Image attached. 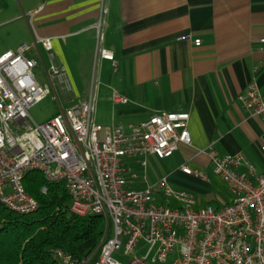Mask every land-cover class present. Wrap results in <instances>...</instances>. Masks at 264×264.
<instances>
[{"label": "built area", "instance_id": "built-area-1", "mask_svg": "<svg viewBox=\"0 0 264 264\" xmlns=\"http://www.w3.org/2000/svg\"><path fill=\"white\" fill-rule=\"evenodd\" d=\"M103 13L105 8L94 24L98 46L104 38ZM33 38L30 44L0 54V202L17 213L34 212L38 202L25 190L23 179L29 172H38L49 183H63L71 213L101 215L108 226L95 261L91 256L75 260L55 250L59 264H264V172L258 174L240 153L209 150L213 173L233 195L231 202L220 206L202 204L195 194L174 189L167 177L144 188L131 187L129 159L146 167L148 156L165 159L181 145H191L189 114L159 112L127 127L98 124L95 67L86 98L71 100L49 120L37 123L30 109L50 93L53 101H59L55 87L65 82V70L50 64L40 82L31 53L38 45L49 52L51 41L35 32ZM180 39L201 44V39L189 34ZM102 59L116 69L113 53L100 46L96 64ZM237 100L264 127V96L256 84L250 83ZM113 101L126 99L114 94ZM260 151L264 154V129ZM180 170L206 180L185 164ZM46 190L41 187L42 193ZM139 241L156 245L150 259L131 253ZM123 243L124 254H132L126 262L113 258Z\"/></svg>", "mask_w": 264, "mask_h": 264}, {"label": "crops", "instance_id": "crops-1", "mask_svg": "<svg viewBox=\"0 0 264 264\" xmlns=\"http://www.w3.org/2000/svg\"><path fill=\"white\" fill-rule=\"evenodd\" d=\"M20 3L23 18L33 32L51 41L49 52L38 45L31 53L37 60L36 68L41 69L42 81L50 64L65 70V82L55 87L59 96L58 86L65 94L73 92L72 97H66L68 102L86 98L88 94L81 93L78 85L90 83L91 87L92 72L95 67L98 70L95 122L127 127L159 112H186L191 145H181L172 155L177 168L185 164L200 174L207 172L211 166L207 152L214 150L240 153L258 174L264 172V154L260 151L263 123L237 100L250 83H255L264 96V42L260 41L264 39V0ZM104 8V38L98 46L94 24ZM33 32L31 40L21 44L32 43ZM184 34L201 39V44L194 46L180 39ZM100 46L113 53L115 70L108 60L96 64L95 52ZM114 94L126 102L115 103ZM200 150L204 153L197 154ZM185 175L209 182L207 174L206 180ZM129 180L131 187L137 188ZM182 190L195 194L202 204H212L201 201L194 191Z\"/></svg>", "mask_w": 264, "mask_h": 264}, {"label": "trees", "instance_id": "trees-1", "mask_svg": "<svg viewBox=\"0 0 264 264\" xmlns=\"http://www.w3.org/2000/svg\"><path fill=\"white\" fill-rule=\"evenodd\" d=\"M25 190L38 202L31 213H17L0 202V264H59L55 250L75 260L98 257L108 229L101 215L80 217L68 209L69 195L63 183H49L38 172L23 179ZM46 187V193L41 187Z\"/></svg>", "mask_w": 264, "mask_h": 264}, {"label": "rangeland", "instance_id": "rangeland-1", "mask_svg": "<svg viewBox=\"0 0 264 264\" xmlns=\"http://www.w3.org/2000/svg\"><path fill=\"white\" fill-rule=\"evenodd\" d=\"M22 1V0H21ZM20 0H0V52L10 48L16 47L22 42H29L30 34L33 32L32 25L26 23L21 11ZM35 74L40 82L41 69L36 68ZM81 93L89 94L90 83L87 85H78ZM60 86L57 87V92L60 94L59 101H53L52 93L46 95L41 101L35 104L30 109L32 119L37 123H43L49 120L57 113L59 107L68 105L67 96L72 97L73 92L66 93ZM140 161V159H138ZM148 163L146 167L140 163L134 162L133 159L128 160L127 170L129 177L133 181V186L137 188H144L147 183L154 184L163 177L168 178V171H172L173 176L169 177V183L174 189H188L196 192L199 199L203 202L210 201L212 204H225L231 202L233 195L223 180L213 173L210 166L207 172H201L203 176L208 175L209 182H202L192 175H185L172 162V156L165 159H158L155 156H148ZM206 173V174H205ZM133 175V177H131ZM9 192L10 189L5 190ZM208 203V202H207ZM155 244H148L139 241L133 251L135 256L150 259L155 251ZM132 254H124V243L113 254V258L120 262H126ZM171 260H168V263Z\"/></svg>", "mask_w": 264, "mask_h": 264}]
</instances>
